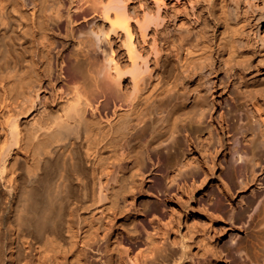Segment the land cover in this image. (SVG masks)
<instances>
[{
  "label": "bare ground",
  "instance_id": "bare-ground-1",
  "mask_svg": "<svg viewBox=\"0 0 264 264\" xmlns=\"http://www.w3.org/2000/svg\"><path fill=\"white\" fill-rule=\"evenodd\" d=\"M255 2L0 0V264L176 257L168 196L198 179L197 152L211 160L226 132L231 193L263 163ZM236 236L191 263L264 264V233Z\"/></svg>",
  "mask_w": 264,
  "mask_h": 264
},
{
  "label": "rangeland",
  "instance_id": "rangeland-1",
  "mask_svg": "<svg viewBox=\"0 0 264 264\" xmlns=\"http://www.w3.org/2000/svg\"><path fill=\"white\" fill-rule=\"evenodd\" d=\"M255 4L256 12L264 13V0H256ZM259 21L260 32L264 34V17ZM252 26L249 27L248 35L253 44V41L254 43L256 41L254 32L256 28L255 25ZM227 138L225 132L223 146L211 160L205 159L197 152L196 158L201 169L198 179L193 186L181 184L168 196L165 254L177 255L170 261L159 259L152 264H192L191 255H201L213 246L221 248L225 253L228 252L231 245L228 240L233 234L237 236L232 244L236 242L247 244L244 242L246 235L250 239L254 235L261 236L264 233V195L258 197L264 189V156L261 149L257 148L258 141L255 140L253 147L262 157V166L253 176L248 177L249 181L247 180L243 188L239 189L236 183L237 190L231 193L228 189V157L225 163L220 160L223 152L226 154L229 149ZM215 194L222 199L223 209H214L208 207V204H203L205 198L211 199ZM230 206H233V212H230ZM243 220L247 222L244 225L240 224ZM95 260L98 263L102 261L99 256ZM218 264H228V260L222 258Z\"/></svg>",
  "mask_w": 264,
  "mask_h": 264
}]
</instances>
